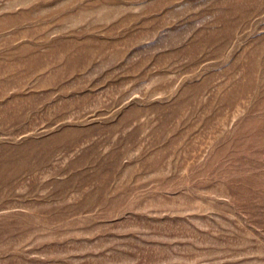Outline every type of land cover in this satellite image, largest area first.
Wrapping results in <instances>:
<instances>
[{"label": "rangeland", "instance_id": "374dc122", "mask_svg": "<svg viewBox=\"0 0 264 264\" xmlns=\"http://www.w3.org/2000/svg\"><path fill=\"white\" fill-rule=\"evenodd\" d=\"M67 128L0 264H264V0H0V146Z\"/></svg>", "mask_w": 264, "mask_h": 264}, {"label": "bare ground", "instance_id": "6f19581e", "mask_svg": "<svg viewBox=\"0 0 264 264\" xmlns=\"http://www.w3.org/2000/svg\"><path fill=\"white\" fill-rule=\"evenodd\" d=\"M75 133L74 129L67 128L63 132L55 134L51 141L47 140L44 141L45 143H41V148L34 150L28 146L18 152L16 146V148L0 146V182L6 187H11L12 184L19 181L25 169H33L38 166L40 169L41 165L51 157L55 148L64 144L69 136Z\"/></svg>", "mask_w": 264, "mask_h": 264}]
</instances>
